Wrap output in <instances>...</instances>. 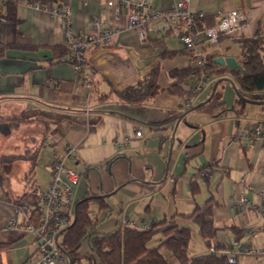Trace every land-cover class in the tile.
Listing matches in <instances>:
<instances>
[{"label":"crops","instance_id":"1","mask_svg":"<svg viewBox=\"0 0 264 264\" xmlns=\"http://www.w3.org/2000/svg\"><path fill=\"white\" fill-rule=\"evenodd\" d=\"M0 1L3 8L5 2H14L17 18H0V116L20 114L32 119L14 129L0 123V155L37 150L32 181L36 183L41 151L48 181L53 153L63 154L69 149L64 165L80 173L73 188L74 210L84 197L101 196L105 207H99L95 200L88 205L89 214L92 205L96 207L95 218L90 216L100 220L96 228L101 233L124 225L146 229L173 216L178 224H189L177 213H189L211 200L218 225L244 228L238 238L229 230L219 231V241L233 245L255 240L248 229L256 227V209L237 208L232 197L244 192L254 203L260 202L264 143L248 142L237 133L264 126V104L245 101L238 105L227 81L219 100L214 98L180 119L172 140L176 116L204 100L216 80L214 76L206 84L199 75H190L182 88L193 90L201 84L200 91L184 96L169 92V70L194 65L193 56L183 49L176 32L154 30L141 39L127 26L124 10L116 18L105 0ZM172 4L173 0H151L155 8ZM190 4L205 12L212 25L219 20L221 10L240 9L246 14L238 30L206 48L207 55L214 58L233 56L241 64L239 38L264 34V0H190ZM61 6L69 7L71 25L78 32L93 28L90 21L94 17L121 27L108 46H92L85 52L92 72L91 90L85 85L82 70L75 71L71 63L57 60L64 36L62 22L52 10ZM155 66L159 91L146 101L123 102L110 91L111 87L123 90L136 84ZM104 94L107 98L99 100ZM32 126L36 131H31ZM137 129L140 136L134 135ZM127 136L130 139L124 142ZM19 161L16 176L15 161L0 164V264H25L36 250L35 238L21 229L22 215L16 214V205L31 196L24 179L29 162ZM244 170L249 172L250 187L240 182ZM12 218L17 219L18 227L9 224ZM196 250L201 252L198 254L207 251L202 239L190 254L197 255ZM78 252L91 258L83 256L72 264H100L87 238ZM64 256L57 264H69Z\"/></svg>","mask_w":264,"mask_h":264},{"label":"built area","instance_id":"2","mask_svg":"<svg viewBox=\"0 0 264 264\" xmlns=\"http://www.w3.org/2000/svg\"><path fill=\"white\" fill-rule=\"evenodd\" d=\"M105 5L113 9L116 18L121 17L123 9L127 26L133 28L141 39L146 38L154 30L176 32L183 49L193 56L194 65L197 66L204 64L208 46L216 43L222 36L238 30L246 19L245 12L240 9L221 10L218 12L217 23L201 26L199 22L206 14L193 9L190 0H173L172 6L164 9L153 7L151 0H105ZM52 12L59 16L63 27L65 54L60 60L71 63L75 71L82 70L85 85L90 89L92 72L86 62L85 52L92 46H108L113 37L120 32L121 27L94 17L90 21L93 28L87 27L86 31L78 32L71 25L69 7H56ZM214 74L212 70H201L199 73L201 82L209 83ZM201 88V84H196L193 90L197 92ZM134 135L140 136L141 130H135ZM237 137L248 142L264 143V126L259 124L252 129L241 130ZM129 139L128 136L125 137L124 142ZM69 154V149L63 154L53 153L49 164L50 179L46 187L38 188L33 197L29 196L16 205V214L22 215L21 229L30 233L36 240V250L25 264H57L65 257L58 246V237L74 218L73 188L80 179L79 172L64 165V157ZM248 176L247 170L242 171L240 182L247 184ZM247 187L250 185L247 184ZM258 194L260 200L258 204L244 192L232 197L237 208L256 209L258 222L255 228L248 229L255 240L230 244L227 250H223L227 254L235 256L239 253L264 254V186L259 189ZM9 224L18 227L16 218H12ZM259 236L262 237L261 241ZM210 250L214 248L210 247Z\"/></svg>","mask_w":264,"mask_h":264},{"label":"trees","instance_id":"3","mask_svg":"<svg viewBox=\"0 0 264 264\" xmlns=\"http://www.w3.org/2000/svg\"><path fill=\"white\" fill-rule=\"evenodd\" d=\"M1 3L0 1V18L4 17L10 21H16L15 3L5 2L4 8ZM199 25L208 26L212 23L204 18L199 22ZM239 42L241 44L240 63L243 70L220 66L214 62L213 55L208 54L202 66L189 65L181 69L169 70V92L179 96H184L186 93L192 95L193 90L186 91L181 86L185 78L190 75H199L201 70H212L216 79L220 77L230 78L244 97L264 100V34L257 32L252 36L241 37ZM60 49L61 53L57 57L58 61L65 54L64 47L62 46ZM157 71L158 68L155 66L136 84L123 90H116L111 87L110 91H113L120 101L132 104L142 103L159 91L156 80ZM226 82L225 79L218 82L212 99H220L221 88ZM91 86H93L92 83ZM107 96L108 94L100 95L98 99L104 100ZM235 102L241 106L245 101L235 99ZM31 121L32 119L25 118L20 114L0 116V123H6L13 129ZM36 157L37 150L29 151L27 154L0 155V164L11 163L19 159H25L29 162L24 179L27 187H29L27 192L31 197L37 191V187L32 189ZM194 186L195 184L191 183L192 189H195ZM91 200L97 201L99 207H105L106 205L104 199L98 195H89L77 201L74 222L70 223L71 225L69 224L58 237V246L61 252L73 263L83 256L91 258L90 254H80L78 252L80 244L87 238L90 248L98 257L100 264H171L172 259L177 264H237L235 255L223 251L230 247V243L219 241L217 233L222 230H229L238 238L244 232V228L234 224L218 225L212 214L213 205L211 200L196 205L189 213H177L178 217L187 219L189 224H178L172 219L173 216L172 218H163L146 229L124 225L108 234L97 231L96 227L100 220H93L89 214L88 205ZM194 229H197L207 248L205 253L190 254L189 243ZM156 233L162 235L158 245L147 246L149 240ZM210 247H213L214 250L211 251ZM161 248L166 249L168 255H165Z\"/></svg>","mask_w":264,"mask_h":264},{"label":"rangeland","instance_id":"4","mask_svg":"<svg viewBox=\"0 0 264 264\" xmlns=\"http://www.w3.org/2000/svg\"><path fill=\"white\" fill-rule=\"evenodd\" d=\"M196 76H194L195 78ZM193 78V77H192ZM195 95V94H193ZM23 132L25 131V133H28V131H26L25 129H22ZM29 130V128H28ZM31 131H36L35 127H31ZM19 142V141H18ZM21 145H23V143H21ZM43 150L41 151V154H40V157L38 159V164L36 166V174H37V180H36V183H32L33 187L32 189H34L35 187H39L38 188H44L46 187L49 179H50V176H49V179L47 181V176L45 171L43 170ZM21 162H24V161H21ZM15 167L13 169V176H16L19 168V164L20 161H15ZM93 208H91L90 210V214L92 216V218L94 219L95 218V213L96 212V207L95 205H92ZM255 225H257V221L254 222ZM158 237H162L161 234H156L154 235L151 240H149V242L147 243V246L149 247H153V246H156L158 245L159 241L157 238ZM200 237H199V234L196 230H193L192 232V237H191V240H190V243H189V251L192 252L193 251V246H196L197 244L199 245V242H200ZM198 242V243H197ZM204 248V247H203ZM161 251L165 254V255H168V251L164 248H161ZM197 251V255L198 253H201L199 250H196ZM236 259H237V264H264V254H261V255H251V254H243V253H239L237 256H236ZM173 261V259L171 260Z\"/></svg>","mask_w":264,"mask_h":264},{"label":"water","instance_id":"5","mask_svg":"<svg viewBox=\"0 0 264 264\" xmlns=\"http://www.w3.org/2000/svg\"><path fill=\"white\" fill-rule=\"evenodd\" d=\"M214 62H215L216 64L221 65V66H224V65H225V66H227V67H229V68H231V69H233V68H237V69H241V70H243L241 64H239V63L236 61L235 57H233V56L219 55V56H217V57L214 58ZM224 79L227 80V81H229V83H230V85L232 86V88H233V90H234V92H235V94H236L238 100H244V101H246V102L257 103V104H264V100L248 99V98L244 97V96L240 93V91L238 90V88L236 87V85L234 84V82H233L230 78H228V77H220V78H217V79L213 82V84H212V86H211V90H210L209 95H208L204 100H202V101H200V102H198V103L192 105L191 107L187 108V109L184 110L182 113H180V114H178V115L176 116L175 123H174V127H173V131H172V134H171V139H172V140L174 139V133H175V130H176L177 124L179 123L180 119H181V118H182L187 112H189V111H191V110H194V109H196V108H199V107H201L202 105L208 103V102L213 98V96H214L215 89H216V86H217L218 82L221 81V80H224ZM171 147H172V144H170V149H171ZM74 218H75V210H74ZM74 218H73L71 224L74 222ZM71 224H70V225H71ZM69 264H72V261H71V260H69Z\"/></svg>","mask_w":264,"mask_h":264}]
</instances>
